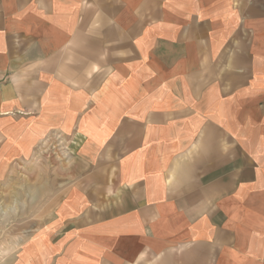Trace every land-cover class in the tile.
<instances>
[{
  "label": "crops",
  "instance_id": "1",
  "mask_svg": "<svg viewBox=\"0 0 264 264\" xmlns=\"http://www.w3.org/2000/svg\"><path fill=\"white\" fill-rule=\"evenodd\" d=\"M54 137L9 264H264V0H0V179Z\"/></svg>",
  "mask_w": 264,
  "mask_h": 264
},
{
  "label": "rangeland",
  "instance_id": "2",
  "mask_svg": "<svg viewBox=\"0 0 264 264\" xmlns=\"http://www.w3.org/2000/svg\"><path fill=\"white\" fill-rule=\"evenodd\" d=\"M66 147L64 140L58 137L42 141L37 150L36 161L16 164L0 179V264H9L25 236L23 233L14 232V229H17L18 225H24L26 218L19 217L18 222L15 218V223L12 224L11 209L26 208L29 202L28 194L38 188H44V193H50L61 186L59 181L52 179L48 185H43V182L49 181L50 176H57L53 170L65 160ZM42 203L41 201L40 204Z\"/></svg>",
  "mask_w": 264,
  "mask_h": 264
}]
</instances>
